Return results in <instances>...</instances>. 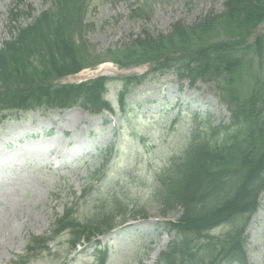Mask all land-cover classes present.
<instances>
[{"label":"trees","instance_id":"1","mask_svg":"<svg viewBox=\"0 0 264 264\" xmlns=\"http://www.w3.org/2000/svg\"><path fill=\"white\" fill-rule=\"evenodd\" d=\"M90 1L53 0L50 9L35 17L25 0H15L9 20L15 34L0 49V123L29 111L80 107L91 115L115 113L104 97L114 80L56 83L97 64L87 59L80 38L89 28L85 17ZM21 18L29 22L14 26ZM263 25L264 0H226L220 14L211 12L191 25L178 22L167 34L143 30L110 52L121 68L151 66L142 77L119 79L122 115L127 114L128 96L152 74L173 75L191 86L213 83L231 114L229 124L199 120V131L180 155L154 173L149 202L163 217L181 212L167 225L174 238L157 264H248L245 231L264 193V35L253 41ZM115 200L107 194L84 218L67 209L55 222L52 237L30 240L29 255L21 262L47 250L61 235H70L74 246L82 238L108 234L129 214ZM102 255L97 264H106L108 257Z\"/></svg>","mask_w":264,"mask_h":264},{"label":"rangeland","instance_id":"2","mask_svg":"<svg viewBox=\"0 0 264 264\" xmlns=\"http://www.w3.org/2000/svg\"><path fill=\"white\" fill-rule=\"evenodd\" d=\"M13 1L0 0V48L11 37L9 11ZM224 2L91 0L85 17L89 28L80 38L88 60L106 63L68 77L63 83L74 84L80 77L100 74L110 76L115 82L109 86L107 99L117 108L119 79L141 76L148 67L119 69L111 63L110 52L122 48L143 30L167 34L178 22L191 25L211 12L220 14ZM52 4L53 0H25V5L35 9V16ZM26 23L28 19L21 18L16 26ZM261 33L264 35V30ZM150 77L128 97V113L124 116H92L77 107L65 112L14 114L0 123V264H17L29 240L49 236L55 217L63 215L76 201L81 200L75 207L79 217L84 218L107 194L122 200L132 214L141 212L131 226L118 227L101 238L102 246L108 249L107 264H156L172 234L168 236L160 229L164 221L160 208L149 202L154 173L179 156L194 128L195 113H200V119L211 117L215 124H229L231 114L213 83L191 86L173 75ZM107 146L116 152L109 171L96 180L88 198L76 200L73 193L82 195ZM179 215L167 218L173 221ZM246 235L249 264H264V195L246 227ZM69 240L68 234L57 238L49 250L28 264H95L89 246L81 245V253H71Z\"/></svg>","mask_w":264,"mask_h":264}]
</instances>
